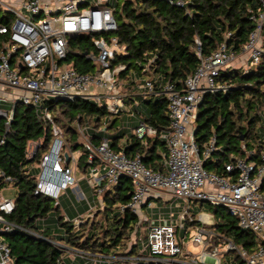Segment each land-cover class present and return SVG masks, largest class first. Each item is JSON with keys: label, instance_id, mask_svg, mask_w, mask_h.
<instances>
[{"label": "built area", "instance_id": "obj_1", "mask_svg": "<svg viewBox=\"0 0 264 264\" xmlns=\"http://www.w3.org/2000/svg\"><path fill=\"white\" fill-rule=\"evenodd\" d=\"M112 1L0 0V34L6 36L0 49V116L7 118V124L14 105L21 103L34 107L38 116L52 126L50 145L37 165L33 194L58 202L61 191L77 186L81 175L87 177L91 191L97 195L115 185L121 175L131 179V196L120 206L121 210L128 208L137 216L128 243L110 256L80 250L92 263L108 259L110 263L122 264H223L216 255L221 243L224 252L235 254L230 264H264V149L259 152L258 159L250 157L252 151L248 152L247 158L234 156L224 164V170L229 173L224 176L208 171L202 165L216 149L215 138L209 140L201 153L194 138L199 101L204 93L218 89L215 77L220 70L234 67L239 55L244 56V70L258 63L264 51V0H258L261 10L251 16L255 26L240 54L229 52L225 44L207 56L198 52V67L184 79L181 87L165 82L155 88L150 78L134 80L132 94H155L167 100L170 125L160 135L167 149L163 171L147 168L139 154L127 157L122 151L115 152L105 137L99 144L90 142L85 135L87 127L77 126L89 163L88 169L81 174L77 167L78 157L74 156L76 151L63 152L66 142L62 130L45 105L55 98H84L112 113L125 111L134 115L125 104L126 97L132 94L126 95L120 90V72L127 65L115 62L116 55L124 53L125 49L114 33L118 24L113 14L116 4ZM124 1L116 0V3L121 5ZM166 1L184 6L183 0ZM80 35L90 37L89 48L84 52L78 46L72 47L69 41ZM69 52L92 62L94 70L79 72L74 60L66 59ZM7 88L11 91L6 92ZM3 103H10L11 108L3 109ZM135 123L130 130L138 138L154 133V128L141 120L137 119ZM29 149L30 144L28 156H31L33 151L29 152ZM0 176H4L1 170ZM4 178L11 181L9 176ZM156 193L164 195L167 201L177 198L224 206L236 218L239 228L252 233L258 242L251 251L247 250L215 231L211 213L196 217L188 205L178 216L171 211L172 206L170 212L163 215L151 203ZM13 207V200L0 197L1 212L10 213ZM78 224V220L73 222L75 228ZM188 225L195 230L189 241L201 250L196 254L187 250L182 258V242ZM206 225L212 228L207 229ZM11 229L13 225L0 217V233ZM139 233L143 239L140 248ZM48 241L63 246L57 239ZM133 247L135 251L131 252ZM0 264H15L10 248L1 236Z\"/></svg>", "mask_w": 264, "mask_h": 264}, {"label": "trees", "instance_id": "obj_2", "mask_svg": "<svg viewBox=\"0 0 264 264\" xmlns=\"http://www.w3.org/2000/svg\"><path fill=\"white\" fill-rule=\"evenodd\" d=\"M183 1L184 6L166 0L116 3L113 14L118 28L114 33L125 51L116 55L115 62L127 65L120 72V78L130 81L131 90H134V80L142 79L141 76L154 81L155 88L165 82L181 87L184 79L198 67L197 53L207 56L221 44H225L229 52L240 54L255 26L251 16L261 10L258 0ZM262 36L264 39V30ZM5 38L0 34V49ZM69 41L72 47L78 46L84 52L89 48L90 37L80 35ZM66 59L74 60L79 72L94 70L92 62L80 54L69 52ZM215 82L218 89L204 93L199 101L194 138L199 153L212 137L215 138L216 149L202 165L208 171L227 176L224 164L234 156L247 158L252 151L250 157L258 159L264 149V51L258 63L247 70L241 66L220 70ZM125 104L134 110V115L128 116L129 121L136 124L135 119H138L153 127L152 135L138 138L127 127L116 124L118 119L124 118L125 111L112 113L84 98H55L46 103L55 124L62 130L66 142L63 152L80 153L77 167L83 173L89 163L87 151L78 140L77 126L87 127L85 135L90 142L99 144L105 137L115 152L122 151L127 157L139 154L147 168L164 170L167 149L160 135L170 125L167 100L155 94L135 93L126 97ZM6 121V117L0 116V170L11 181L0 176V190L11 184L16 189V197L10 213L0 211V217L13 225V229L3 231L1 237L9 246L15 264H57L60 261L65 247L48 240L57 239L53 231L61 228L38 224L39 220L48 221L52 215L56 218L55 224L64 228V234H55L59 236L57 240L63 239L79 250L96 254H103L105 248L124 249L137 221V216L128 208H120L131 196V179L121 175L118 182L100 196L105 216L108 209L113 211L111 222L106 217L107 223L99 232L94 231V221L84 227L89 219L81 223L83 227L79 224L75 228L70 220L62 221L59 201L33 194L37 177L32 171L50 145V122L38 116L34 107L21 103L14 105L12 118L7 124ZM30 142L37 145L28 156ZM208 205L215 231L251 251L258 239L239 228L236 218L224 206ZM134 247L131 252L135 251Z\"/></svg>", "mask_w": 264, "mask_h": 264}, {"label": "rangeland", "instance_id": "obj_3", "mask_svg": "<svg viewBox=\"0 0 264 264\" xmlns=\"http://www.w3.org/2000/svg\"><path fill=\"white\" fill-rule=\"evenodd\" d=\"M112 4H116V0L112 1ZM238 59V57H237ZM235 59L234 61V67H239L240 65L238 64V60ZM242 67V65H241ZM140 78H142V80H146L148 79L147 76H141ZM130 81H122V84L120 86V90H122L123 93H125L126 95H130L132 93H134L135 90H131V85L129 84ZM6 92L11 91V89L7 88L5 89ZM2 108L3 109H8L11 108V104L10 103H3L2 104ZM141 109V108H140ZM129 110L131 111V113H133V108L129 107ZM130 114L124 112V118H120L118 119V121H116V124L121 125V126H125L127 127V130L130 132V128H132L134 126L133 121H129L128 116ZM136 120V121H135ZM134 121L137 122V119H135ZM128 124H130V126H128ZM78 140L80 142H82V138L79 136ZM83 143V142H82ZM35 143L30 142V149L29 152L33 151ZM67 149H69V145L67 147ZM75 157L79 156V152H75L74 153ZM101 172L103 173L104 170L102 169ZM32 174L37 176L38 175V168L36 165H34L33 167V171ZM80 180H83L84 183L88 182L87 177L86 176H82ZM92 192V191H91ZM61 200H66L67 202H69V198L70 196H72V198H74L77 202H79V200L77 199L76 194L82 193L81 190L78 187L77 191H72V188L69 186L68 189V193H66L65 191H61ZM101 195H97L95 193H93V195H91L90 198V202L88 203L87 200H84V203H86V207L88 209L87 212H85L83 214V219L86 221V219L88 220V224H86V226H84L85 228L87 227V225L91 224L92 221H94V231L99 232L101 230V227L105 226V224L107 223L106 217L108 218V222H111V218L113 216V211L111 210H107V214L105 216V213L103 211V204L101 205V199H100ZM0 197L5 198V199H11L14 200L16 197V189L14 188L13 185H7L6 187H3L0 190ZM156 198L151 200V203L154 207H156L157 209H160L161 213L163 215H167L170 212V206H172V212L175 214V216H178L180 211L184 210L186 208V206H190L191 207V212H193V214L198 217L199 215L206 213L209 214L210 213V208L207 202H197V201H191V202H186L184 199H177V198H171L169 199V201L166 200L164 195H161L159 193H156L155 196ZM84 199V198H83ZM82 199V200H83ZM78 205V204H77ZM117 206V205H115ZM54 216V215H52ZM45 224H52V221L49 220L47 222H45ZM55 226L59 229L61 228V232L60 231H53V236H55V234H64V228L58 226L57 224H55ZM82 226V224H81ZM83 227V226H82ZM207 229L212 228L210 225H206L205 226ZM195 233L194 227L192 225H188L187 226V234L184 236V231L182 232V236H184L185 238H183V242H182V246H183V250L182 253L180 254V256L183 258L185 257V252L188 250L190 251V253L196 254L198 253L201 248L199 246H194L190 241H189V237L191 235H193ZM218 233V232H217ZM131 234V233H130ZM221 234V233H220ZM224 235V234H222ZM52 236V237H53ZM142 237L141 234L139 233L137 235V241L139 243V248L142 247ZM64 246H67L66 244L62 243ZM223 244H219V250L217 251L216 255L220 258V260H222L223 264H230L231 261L234 259L235 254H233L232 252H224V249L222 248ZM68 248L74 249V250H64V252L62 253V256L60 258V261L57 264H122V263H110L108 262V259H106L104 262H98V263H92L90 262L88 259H86L85 256H83L80 252V250H78L77 248L74 247H69ZM138 248V247H137ZM136 248V250H137ZM104 252L107 255H113L114 253H118L120 252L119 247H111V248H105ZM98 254V253H97ZM100 255V254H99ZM75 261V262H74ZM81 261V262H80Z\"/></svg>", "mask_w": 264, "mask_h": 264}, {"label": "crops", "instance_id": "obj_4", "mask_svg": "<svg viewBox=\"0 0 264 264\" xmlns=\"http://www.w3.org/2000/svg\"><path fill=\"white\" fill-rule=\"evenodd\" d=\"M237 60L239 62L238 64L241 66L243 61H244V56L239 55ZM76 171L78 172V169ZM79 171H80L81 174L83 173L81 170H79ZM81 177H82V175L79 176L78 179H80ZM78 187H79V189L82 192V193L76 194L77 199L79 200V202H77L74 198H72V196L68 197L69 198V202H67L66 200L63 201V200H61V197H59V200H58L60 202L59 215L62 216V218H63L62 221H69L70 220L73 223L75 220H78L79 224H81L83 221H85L83 219V214L85 212H87L88 209L86 207V203H84V200H87V202L89 203L91 195H93V192H91L89 183L88 182L84 183L83 180L78 181L77 182V186L71 187L72 191H77ZM68 189H69V187L65 190L66 193H68ZM55 219H56L55 216H53L52 218L49 219V220L52 221V224H49L50 227H53V228L56 227L55 226V222H56ZM45 222H47V221H45ZM45 222L42 221V220H39L38 224L41 227H43ZM55 231H57V230H55ZM59 231L61 232L62 230H59ZM58 235H60V234H58ZM58 235L55 238L58 239V237H59ZM58 242L61 243V245H63L62 243H64V244H66L69 247L70 246L74 247L71 244L69 245L68 243H66L63 239H59ZM67 246H64L66 248V250H70L71 248H68ZM71 250H73V249H71Z\"/></svg>", "mask_w": 264, "mask_h": 264}, {"label": "water", "instance_id": "obj_5", "mask_svg": "<svg viewBox=\"0 0 264 264\" xmlns=\"http://www.w3.org/2000/svg\"><path fill=\"white\" fill-rule=\"evenodd\" d=\"M61 100H65V99H61ZM3 235V232L2 233H0V236H2ZM43 238V237H42ZM45 239V238H44ZM212 248H213V245H212Z\"/></svg>", "mask_w": 264, "mask_h": 264}]
</instances>
